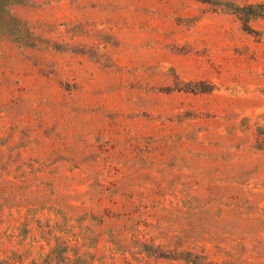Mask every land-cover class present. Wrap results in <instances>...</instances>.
Wrapping results in <instances>:
<instances>
[{
	"label": "rangeland",
	"instance_id": "obj_1",
	"mask_svg": "<svg viewBox=\"0 0 264 264\" xmlns=\"http://www.w3.org/2000/svg\"><path fill=\"white\" fill-rule=\"evenodd\" d=\"M261 133L264 0H0V262L264 264Z\"/></svg>",
	"mask_w": 264,
	"mask_h": 264
},
{
	"label": "trees",
	"instance_id": "obj_2",
	"mask_svg": "<svg viewBox=\"0 0 264 264\" xmlns=\"http://www.w3.org/2000/svg\"><path fill=\"white\" fill-rule=\"evenodd\" d=\"M251 15H258L256 13H252ZM249 18V16H248ZM246 22H248V20H246ZM181 90H183L181 88ZM185 91L187 92H193V91H199V92H207L209 91L208 89H194V88H186ZM257 147L259 149H262L264 147V133H261L257 139ZM54 250H58V247H55ZM69 251V246L68 244H65L63 246V248L61 249L60 252L62 253H66ZM77 258H78V253H76ZM1 256V254H0ZM80 256V255H79ZM66 259L68 260L67 262L70 263L72 260L70 259V257H66ZM25 263V258L24 255H15L14 257H10V256H6V258L2 259L0 264H24ZM34 264H40L39 262H34Z\"/></svg>",
	"mask_w": 264,
	"mask_h": 264
}]
</instances>
